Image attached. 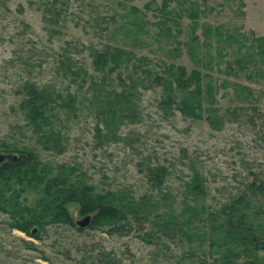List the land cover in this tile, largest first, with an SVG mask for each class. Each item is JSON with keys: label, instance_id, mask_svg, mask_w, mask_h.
Returning <instances> with one entry per match:
<instances>
[{"label": "rangeland", "instance_id": "obj_1", "mask_svg": "<svg viewBox=\"0 0 264 264\" xmlns=\"http://www.w3.org/2000/svg\"><path fill=\"white\" fill-rule=\"evenodd\" d=\"M162 2L166 12L158 10ZM189 6L196 9L193 17L184 10ZM206 23L248 37L244 41L250 42L245 49L251 61L243 55L245 61L238 66L233 61L236 53L223 42L217 53L215 36L204 35ZM261 35L264 0H0V153L3 142L31 145L50 168L70 165L74 176L96 188H123L134 197L158 193L150 190L144 167L164 163L169 172L162 190L177 200L191 162L204 176L202 203L215 208L244 190L250 180L264 183V44L258 55L253 38ZM105 44L128 50L134 57L145 56L151 73L135 90L139 119L122 121L117 129L120 139L115 141L95 135L88 81L78 87L77 81L69 80L70 74L62 72L65 55L92 72L89 53ZM167 63L183 66L186 73L196 68L203 74V85L210 84L211 95H202L200 118L184 116L173 107L164 112L158 106L162 87L150 76L165 77L161 70ZM130 70V66L121 70V76ZM109 78V84L119 88L115 72ZM25 80L50 84L62 94L68 90L81 100L74 115L57 113L65 146L60 153L40 149L18 106L25 96L20 90ZM235 85L242 87L237 95ZM210 106L223 119L220 129L203 118ZM37 195L25 187L18 198L26 204ZM253 206L264 208V192H257ZM69 210L74 220L86 215L75 204ZM255 217L264 223L263 212ZM9 219L0 210V264H180L197 258L178 260L188 244L184 237L181 242L170 239L151 222L132 217L118 231H108L107 225L89 227V222L79 230L48 223L36 237V231L30 235L9 227ZM150 234L148 241L144 237ZM189 242L197 246V240ZM256 253L264 258V248Z\"/></svg>", "mask_w": 264, "mask_h": 264}, {"label": "trees", "instance_id": "obj_2", "mask_svg": "<svg viewBox=\"0 0 264 264\" xmlns=\"http://www.w3.org/2000/svg\"><path fill=\"white\" fill-rule=\"evenodd\" d=\"M164 8L165 3L162 2L158 10L166 12ZM184 10L191 17L196 11L191 6ZM132 23L140 28L138 22ZM206 24H203L204 35L215 36L217 53L223 42L225 48L230 46L236 53L233 61L238 66H242L245 61L243 55L247 61H251L245 49L250 44L244 41L249 40L248 37L239 32L235 36L228 27L223 29L221 24ZM253 38L258 45L256 52L260 55L264 35ZM233 42L237 44L232 46ZM89 54L92 72H88L81 64H73L67 55L62 72L64 75L70 74L69 80L77 81L78 87L88 81L87 87L91 89L88 101L96 117L95 135L100 140L115 141L120 139L117 129L122 121L139 119L135 109V90L140 82L145 81V74H151L149 68L145 67L147 58L134 57L130 51L110 44L100 49L93 48ZM129 66L131 70L121 76V70ZM161 71L165 77L156 73L150 76L151 81L162 87L158 106L164 112L173 107L184 116L200 118L203 113L202 95H211L210 84L206 81L203 85V74L196 68L186 73L183 66L172 63L163 65ZM112 72H115L118 80L115 83L119 88L109 84ZM240 88L233 86L236 95ZM20 90L25 96L18 106L27 124L31 126L40 149L62 152L65 146L57 125V113L63 111L74 115L77 105L81 103L78 95L68 90L62 94L50 84H38L32 80H25ZM249 91L247 89L245 92L248 96ZM248 96L241 97L246 99ZM205 110L203 118L213 129H220L223 119L217 114V108L210 106ZM1 146L4 153L21 155L16 161L3 159L0 162V210L9 215V227L30 234V228L35 226V237L48 223H65L79 230L82 227L75 223L69 210V205L75 204L79 213L90 215L89 227L107 225L108 231H118L129 224V217H132L137 222H151L152 226L170 239L181 242L184 237L188 244L177 259L186 256L197 258L195 262L184 261L180 264H264V258L256 253L258 249L264 248V223L255 217L256 214H264V208L253 206L257 192H264L262 180H250L239 194L210 208L202 203L206 192L204 176L191 162L188 178L183 181L182 195L178 200L162 190L161 186L169 170L166 164L159 162L144 167L150 190L155 189L158 193L144 192L134 197L123 188H96L93 183L74 176V168L70 165L59 163L50 168L31 145L16 147L3 142ZM25 187L38 191L37 197L26 204L18 198L19 192ZM150 236L144 238L149 241ZM191 240H197V246L192 245L189 242Z\"/></svg>", "mask_w": 264, "mask_h": 264}, {"label": "water", "instance_id": "obj_3", "mask_svg": "<svg viewBox=\"0 0 264 264\" xmlns=\"http://www.w3.org/2000/svg\"><path fill=\"white\" fill-rule=\"evenodd\" d=\"M21 157V155L17 154V153H13V152H8V153H0V162L3 160V159H7V160H11V161H16L18 160L19 158ZM89 219H90V215L89 214H86L84 215L83 217L75 220V223L78 225V226H84L86 225L88 222H89ZM36 227L33 226L30 228L29 230V233L30 234H33L35 231H36Z\"/></svg>", "mask_w": 264, "mask_h": 264}]
</instances>
